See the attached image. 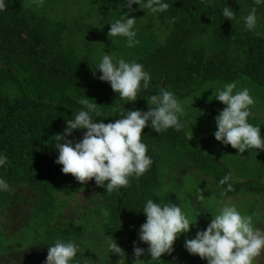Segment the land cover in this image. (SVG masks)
I'll return each instance as SVG.
<instances>
[{
    "label": "rangeland",
    "instance_id": "374dc122",
    "mask_svg": "<svg viewBox=\"0 0 264 264\" xmlns=\"http://www.w3.org/2000/svg\"><path fill=\"white\" fill-rule=\"evenodd\" d=\"M24 1L37 13L64 23V47L74 49L78 58H87L92 67H96L104 52L143 64L149 53L165 44L174 31L171 21L163 24L159 14H149L136 4L129 10L126 0H44L39 8L30 0ZM227 1L239 12V31L246 33L242 17L253 6L252 0ZM258 12L261 18L256 31L264 33V9H258ZM125 15L137 19L139 44L132 48L127 47L125 37L110 38L107 35L110 23ZM223 45L214 33L199 35L192 41L193 47H202L211 54L220 52ZM230 46L232 57L241 58L239 35L233 37ZM231 82L236 83V90L247 88L254 98L249 122L261 126V137L264 138V85L248 75H241ZM231 82L211 80L195 86V91L184 97L172 88L168 90L173 91L183 104L182 128L191 142L225 166L230 172L231 183L255 181L264 185V151L253 148L238 154V150L223 145L213 135L217 130L215 117L226 107L215 100L216 90ZM7 92L19 95L12 84L8 85ZM2 145L4 150L0 154L7 157V162L0 167V177L8 182L9 191L0 192V264H44L49 248L45 238L48 227L61 228L69 223L86 228L82 239L85 259L79 264H133V236L125 230L129 216L125 218L115 212L116 190L107 192L94 180L83 184L75 178L67 182L46 180V185L53 190L46 203L40 205L41 194L28 183L18 181L29 173L32 162L12 143L3 140ZM190 153L184 144L169 142L148 151L153 163L137 185L138 203L132 206L133 215L143 222L146 217L141 211L148 199L159 203L158 199L171 197L169 203L179 205L192 220L196 218V225L178 238L184 244L186 238H194L198 230L207 227L211 213L217 212L220 201L230 200L243 214L253 218L255 227L264 230V192L242 190L227 195L217 171L200 169V161L194 160ZM104 211L108 212L107 216L103 215ZM109 237L114 238L125 255L118 257L108 252L105 239ZM140 259L143 264H160L144 256ZM254 264H264V252L255 258Z\"/></svg>",
    "mask_w": 264,
    "mask_h": 264
},
{
    "label": "trees",
    "instance_id": "16d2710c",
    "mask_svg": "<svg viewBox=\"0 0 264 264\" xmlns=\"http://www.w3.org/2000/svg\"><path fill=\"white\" fill-rule=\"evenodd\" d=\"M166 2L170 5L168 10L158 13V17L163 24L171 21L174 31L165 44L150 52L143 62L144 69L151 74L148 89L140 91L136 101H129L120 98L108 82L99 79L101 73L87 58H78L74 49L64 47V23L37 13L24 0H6V9L0 11V152L4 150L2 141L6 140L32 162L29 173L18 181L28 183L41 194L40 205L46 203L53 190L46 185V180L67 182L75 178L62 173V165L55 163L58 156L55 135L62 134L66 121L82 109L81 99L88 98L97 104L96 110L101 115L93 116L94 120L108 123L122 118L127 111L149 110L147 102L152 95H158L161 88H172L184 97L192 94L195 86L211 80L231 82L241 75H248L264 85V35L257 36L251 31L242 34L237 24L239 12L227 0ZM228 6L234 10L233 20L223 16L222 10ZM209 33L224 42L220 52L211 54L202 47L192 46L197 36ZM235 35L240 36L241 58L231 55L230 45ZM9 84L18 89V96L7 92ZM84 131L74 130L68 139L79 141ZM141 139L148 151L166 142L184 144L193 159L200 161V169L217 171L222 179L229 177L224 184L227 195L242 190L264 192V185L255 181L231 183L225 166L198 149L183 128L155 133L149 126L143 130ZM142 179L143 175L130 177L127 187L115 191L114 204L115 212L125 218L129 216L123 224L133 236V242L145 249L142 256L151 259L147 254L148 245L138 238L140 226L146 220L142 222L133 215L132 208L138 203L136 189ZM229 184L231 190H228ZM170 198L158 199V202L169 203ZM85 235L83 225L69 223L61 228L48 227L45 238L48 245L57 240L75 241L79 245L75 258L79 264L85 259L82 243ZM157 261L160 264H205L199 256L189 254L178 239L173 253L164 254Z\"/></svg>",
    "mask_w": 264,
    "mask_h": 264
},
{
    "label": "clouds",
    "instance_id": "9594fccd",
    "mask_svg": "<svg viewBox=\"0 0 264 264\" xmlns=\"http://www.w3.org/2000/svg\"><path fill=\"white\" fill-rule=\"evenodd\" d=\"M37 8L44 0H30ZM238 3V0H237ZM253 6L248 14L242 17L245 30L253 31L257 36L264 35L257 30L261 18L258 9H264V0H252ZM136 4L149 14H158L168 10L166 0H126V7L132 9ZM7 7L6 0H0V11ZM225 19H234V10L228 6L222 10ZM137 19L125 15L110 23L108 37H125L127 47L139 44L137 40ZM113 41V39H112ZM114 42V41H113ZM163 43V40L161 41ZM99 79L110 84L113 92L122 99L136 101L140 91L148 89L151 74L143 64L135 60L128 61L110 53H103L96 65ZM235 82L227 83L216 90L215 100L224 107L215 117L216 131L214 138L223 145H230L243 154L246 150L264 151V138L261 137V126L249 122L251 108L255 100L247 88L236 90ZM149 110L127 111L122 118L104 123L94 120L99 117L96 103L90 99H81L82 109L74 118L66 121L62 134H56L55 149L58 151L55 163L62 165L64 174H71L80 183L93 181L107 192L127 187L130 177L143 175L152 165V158L147 155L148 146L142 142V132L151 127L155 133L170 128L180 130L183 127L181 118L184 115L182 102L173 91L161 88L158 95H152ZM74 130H85L82 139H68ZM7 162V157L0 154V167ZM229 177L220 181L223 185ZM231 190V185H228ZM9 191V184L0 177V192ZM202 198V197H201ZM146 221L140 226L139 241L147 244V254L151 261L160 260L162 255H171L175 241L190 228L196 225L177 204L156 203L148 199L141 211ZM104 216L108 215L104 211ZM207 227L198 230L194 238H186L184 247L191 255H197L207 264H254L255 258L264 252V230L254 225L253 218L245 215L230 200L219 202L217 212L212 214ZM110 254L121 257L124 250L113 237L105 239ZM79 245L72 240H57L49 245L44 264H77L76 256ZM133 264H143L140 259L145 249L133 242Z\"/></svg>",
    "mask_w": 264,
    "mask_h": 264
}]
</instances>
